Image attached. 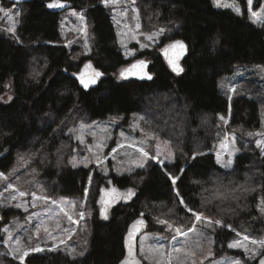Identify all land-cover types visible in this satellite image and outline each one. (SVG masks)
<instances>
[{
  "label": "trees",
  "instance_id": "obj_1",
  "mask_svg": "<svg viewBox=\"0 0 264 264\" xmlns=\"http://www.w3.org/2000/svg\"><path fill=\"white\" fill-rule=\"evenodd\" d=\"M1 1L14 5L11 0ZM50 1L23 5L17 39L0 32V96L9 84L15 93L12 102H0V172H11L25 158L28 169L47 179L59 196L82 199L89 191L94 214L86 257L71 260L61 253H38L29 256L26 264H119L134 220L144 216L152 232L164 231L155 224L158 217L190 228L189 209L264 235V217L257 211L264 200V156L247 136L262 128L264 88L248 78L232 99L219 89L220 80L239 68L264 66V25H255L246 11L240 16L218 8L215 0H140L146 29L164 28L168 35L164 43L182 39L189 53L184 74L178 76L161 55L163 44L141 55L151 60L152 81H124L120 72L132 61L126 60L119 46L103 0H66L85 13L94 41L92 55L77 59L79 48L71 52L64 45L60 15L46 6ZM86 61L106 74L90 91L74 78ZM135 114L147 116L158 133L173 142L175 163L153 162L147 170L110 177L68 165L70 126L113 116H125L130 122ZM229 115L227 129L239 137L241 154L233 169L224 170L214 149L220 118ZM104 189H115L116 195L109 222L98 205ZM224 236L216 234L221 243L228 241ZM0 264L21 262L0 251Z\"/></svg>",
  "mask_w": 264,
  "mask_h": 264
},
{
  "label": "rangeland",
  "instance_id": "obj_2",
  "mask_svg": "<svg viewBox=\"0 0 264 264\" xmlns=\"http://www.w3.org/2000/svg\"><path fill=\"white\" fill-rule=\"evenodd\" d=\"M139 1L119 0L118 3L108 5L104 3L111 12L119 46L126 60L132 62L141 59L151 61L148 57L141 58V55L163 44L165 48L171 43H164V38L168 36L164 28L154 32L146 29ZM220 2L240 7L244 14L247 12L255 25H264L254 22L251 18V11H260V7H264V0H253L251 11L247 9L246 0ZM0 6L9 10L15 20V32H10L8 29L13 27V21L0 13V32L17 39L25 12L23 5L8 6L0 0ZM218 8L237 14L231 7ZM60 26L64 45L69 51L73 52L74 48H79V55L75 54V59L92 55L94 41L83 11L72 9L60 14ZM149 36L152 37L151 40L148 39ZM248 78L258 80L264 88V66L241 67L232 75L222 78L219 82L221 94L232 99ZM14 98V90L9 84L5 93L0 96V102L7 104ZM230 117L231 115L224 117L223 120L220 118L221 131L214 149L218 165L224 170L233 169L237 157L241 154L239 137L227 129ZM262 122L261 130L248 133L247 136L254 139L255 146L264 156V146H257L258 142L264 141V112ZM66 136L70 138L72 150L68 165L73 169L86 168L92 172L97 170L106 177L131 175L147 170L153 162L166 166L172 165L176 160L173 142L158 133L150 119L143 114L133 115L130 122H126L125 116H113L106 120H82L77 125L70 126L66 130ZM141 150L148 155L144 156ZM0 174L1 221L5 218L7 220L4 241L0 243L2 255L21 262L20 256L27 251L29 255L23 264H26L29 256L38 253H61L71 260L86 257L90 248L91 220L94 214L89 191L82 199L59 196L47 179L28 169L25 158H20L17 167L11 172ZM20 192L27 195L20 196ZM115 200V192L111 189H104L98 199L100 212L106 222L111 221L113 217ZM262 209L263 199L259 201L257 211L264 217ZM186 212L193 217L190 228L158 217L155 224L161 226L164 231L148 230L141 236L139 257L145 264H235L236 261L240 264H257L264 255V248L251 243L252 240H264V235H260L256 230L248 226L235 227L225 224L196 211ZM193 212L201 214V220L198 221ZM208 220L213 221L211 226L208 225ZM177 228L180 229L179 233L176 232ZM218 232L225 234L224 240H228L226 243L219 242L216 237ZM245 236H248L249 240L245 241ZM235 241H240L249 250L246 252L242 247L228 246ZM35 248L42 251H33ZM174 249L181 251L175 252Z\"/></svg>",
  "mask_w": 264,
  "mask_h": 264
},
{
  "label": "snow or ice",
  "instance_id": "obj_3",
  "mask_svg": "<svg viewBox=\"0 0 264 264\" xmlns=\"http://www.w3.org/2000/svg\"><path fill=\"white\" fill-rule=\"evenodd\" d=\"M103 2L105 3V5H108L110 3L111 4L118 3L119 0H103ZM133 2H134V0H133ZM215 3H216V5L218 7H231V8H233V10L238 15H243L244 14L241 11L240 7H238V6L231 5V4H222L220 2V0H215ZM246 3H247V9L249 11H251L252 4H253V0H246ZM48 7L49 8H59V7H63V4L60 2V0H52V2L48 4ZM258 7H260V6L258 5ZM0 13H3L5 17H8L9 19H11L13 21V27L9 28L8 31L15 32V20L12 17V14L10 13V11L9 10H6L2 6H0ZM251 18L254 20V22L264 23V7H260V11H258V12L257 11H251ZM81 19H83V17H81ZM137 27H139V24L137 25ZM148 39L151 40L152 37L149 36ZM170 47L173 48V49H178L179 50L175 54V57L174 58L173 57H170L169 58V64L172 65L173 70L176 71L177 74H179L180 72L183 71V69L178 65V63L176 61L179 59L180 55L183 54L186 46L183 44L182 41H176ZM163 51L165 53V56H168L169 50L166 48ZM145 66L146 65H145V62L144 61H137L136 64L131 65V68L130 69H126V70L122 71L120 73V76L122 78H126L127 75L131 74V75H140L141 78L147 77L148 79H151L152 77L150 75H148L146 72L141 73V72H135V71H133L134 69H137L138 67L142 68V67H145ZM86 67H89L90 68L91 65H87ZM101 75H102V73L96 71V72L93 73V77L92 78L85 79L84 74H81V83L84 85L85 88H87V87H89L90 84L96 83V79L99 78ZM232 91L234 92L235 91V88H233ZM221 119L223 120L224 117H221ZM257 146L258 147L264 146V141L258 142V145ZM225 147H227V146L225 145ZM141 152H142V154L144 156H147L148 155L146 152H143V150H141ZM218 159H219V156H218ZM73 166H75V164ZM141 166H143V165H141ZM0 175H2V174H0ZM176 179H178V177L173 179V183H175ZM113 192H115V189H113ZM128 194L129 195H132L133 194L131 189L128 190ZM177 194L179 195V193H177ZM25 195H27V194L24 193V192H20V196H25ZM43 199H46V198H43ZM181 202H183V201H181ZM53 203H55V201H53ZM17 206H19V205H17ZM189 211L191 212L192 210L189 209ZM262 211H264V209H262ZM80 215L83 216V213H81ZM193 215L196 217V219L198 221L201 220V214L193 212ZM69 219H71V218H69ZM207 222H208V225L209 226H211V224L213 223V221H211V220H208ZM142 223H143V221H137L136 224L133 225V229L134 230H138L137 229V225L138 224H142ZM162 223H166V222L162 221ZM215 223L219 224L220 221H215ZM176 232L179 233L180 232V229L177 228L176 229ZM133 236H134V232H130L129 233V242H130L129 243V255L130 256L133 255V248H132V244H131V241L133 239ZM244 240L245 241L249 240V237L248 236H245L244 237ZM251 243H253V244H259L261 246V248H264V240H252ZM228 246L229 247H242V248H244V250L246 252L249 250L240 241H235L232 244H229ZM33 251H42V249L35 248V249H33ZM73 251H75V249H73ZM174 251L175 252H180L181 250L180 249H174ZM82 254L83 253H81V255ZM191 254L194 255V253H191ZM28 255H29V252H27V251H25V252L22 253V255L20 256L21 264H23L24 259ZM125 264H127V262H125ZM135 264H140V261H135ZM235 264H240V262L239 261H236ZM260 264H264V260H261L260 261Z\"/></svg>",
  "mask_w": 264,
  "mask_h": 264
},
{
  "label": "water",
  "instance_id": "obj_4",
  "mask_svg": "<svg viewBox=\"0 0 264 264\" xmlns=\"http://www.w3.org/2000/svg\"><path fill=\"white\" fill-rule=\"evenodd\" d=\"M11 2L15 5H25V4H28L30 2H32V0H11ZM52 1L48 2L46 4L47 6V9L48 11H50L51 13L53 14H62L64 12H67L69 10H72V9H75V5L73 2H70V1H66V0H60V2L63 4V7H59V8H49L48 7V4L51 3ZM176 41H182L183 44L186 46L184 52L182 55H180L179 59L176 61L178 63V65L183 69L182 72H180L179 74H177L176 71L173 70V67L172 65L169 64V58L170 57H175V54L179 51L178 49H173L171 48L170 46L172 44H174ZM168 49L169 52H168V56H165V53H164V49ZM164 49L161 50V55L163 57V59L165 60L166 64L168 65V67L170 68V70L178 75V76H181L184 74V71H185V68H184V61L186 60L187 56H188V53H189V46L188 44L182 40V39H177V40H174L173 42H171L168 46H166ZM137 61H144L145 62V67H138L137 69H134L133 71L135 72H146L148 75H150L152 78L151 79H148L147 77H144V78H141L140 75H127L126 78H122L120 76V78L124 81H129V80H138V81H152L154 79V75L151 73L150 71V66H151V62L146 60V59H141V60H137ZM137 61H134V62H131L129 65H127L125 68H123L121 70L124 71L126 69H130L131 68V65L133 64H136ZM87 65H91V67H86ZM100 72L102 73V75L96 79V83L94 84H90L89 87L85 88L84 85L81 83V74H84V77L85 79H90L93 77V73L94 72ZM120 72V73H121ZM74 78L78 81L79 83V86L85 90V91H90L92 89H95L97 88L101 82L106 78V74L98 69L95 64L92 62V61H88L86 62L83 67L81 68V71L78 73V74H75L74 75ZM2 220V216L0 214V222ZM137 221H143L142 224H138L137 225V229L138 230H134L133 229V225L136 224ZM149 230V221L145 218V217H139L137 218L136 220H134L128 227V230H127V233L125 235V239H124V245H125V257L124 259L119 263V264H125V262H127V264H135V261H140V264H145L143 262V260H141V258L139 257V240L141 238V236L143 234H145L146 232H148ZM130 232H134V236H133V239L131 241V244H132V248H133V255H129V233ZM261 260H264V255L258 260L257 264H260V261Z\"/></svg>",
  "mask_w": 264,
  "mask_h": 264
},
{
  "label": "crops",
  "instance_id": "obj_5",
  "mask_svg": "<svg viewBox=\"0 0 264 264\" xmlns=\"http://www.w3.org/2000/svg\"><path fill=\"white\" fill-rule=\"evenodd\" d=\"M48 249H50V248H48Z\"/></svg>",
  "mask_w": 264,
  "mask_h": 264
}]
</instances>
